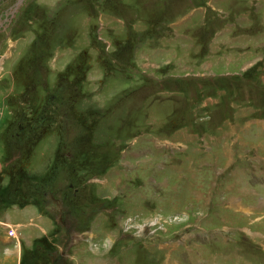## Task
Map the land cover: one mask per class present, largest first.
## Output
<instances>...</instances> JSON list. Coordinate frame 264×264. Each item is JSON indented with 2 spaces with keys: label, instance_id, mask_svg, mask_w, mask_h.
I'll return each instance as SVG.
<instances>
[{
  "label": "rangeland",
  "instance_id": "rangeland-1",
  "mask_svg": "<svg viewBox=\"0 0 264 264\" xmlns=\"http://www.w3.org/2000/svg\"><path fill=\"white\" fill-rule=\"evenodd\" d=\"M0 264H264V0H0Z\"/></svg>",
  "mask_w": 264,
  "mask_h": 264
},
{
  "label": "built area",
  "instance_id": "built-area-1",
  "mask_svg": "<svg viewBox=\"0 0 264 264\" xmlns=\"http://www.w3.org/2000/svg\"><path fill=\"white\" fill-rule=\"evenodd\" d=\"M8 236L11 237V236H14V231L13 230H10L7 232Z\"/></svg>",
  "mask_w": 264,
  "mask_h": 264
},
{
  "label": "bare ground",
  "instance_id": "bare-ground-1",
  "mask_svg": "<svg viewBox=\"0 0 264 264\" xmlns=\"http://www.w3.org/2000/svg\"><path fill=\"white\" fill-rule=\"evenodd\" d=\"M35 36V35H34ZM52 196V195H51ZM70 223V222H69ZM72 224V223H71Z\"/></svg>",
  "mask_w": 264,
  "mask_h": 264
},
{
  "label": "flooded vegetation",
  "instance_id": "flooded-vegetation-1",
  "mask_svg": "<svg viewBox=\"0 0 264 264\" xmlns=\"http://www.w3.org/2000/svg\"><path fill=\"white\" fill-rule=\"evenodd\" d=\"M65 214V213H64ZM66 215V214H65Z\"/></svg>",
  "mask_w": 264,
  "mask_h": 264
}]
</instances>
